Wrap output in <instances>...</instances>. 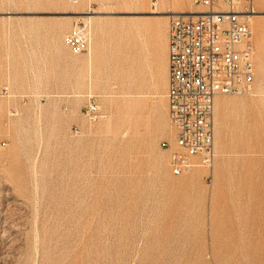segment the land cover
<instances>
[{"label":"rangeland","instance_id":"obj_1","mask_svg":"<svg viewBox=\"0 0 264 264\" xmlns=\"http://www.w3.org/2000/svg\"><path fill=\"white\" fill-rule=\"evenodd\" d=\"M255 7L253 92L220 95L212 166L178 174L162 145L175 132L167 15L202 5L0 0V264H264ZM78 24L90 43L74 53Z\"/></svg>","mask_w":264,"mask_h":264},{"label":"built area","instance_id":"obj_2","mask_svg":"<svg viewBox=\"0 0 264 264\" xmlns=\"http://www.w3.org/2000/svg\"><path fill=\"white\" fill-rule=\"evenodd\" d=\"M201 13H174L168 25V105L174 127L170 149L175 173L189 171L197 161L211 166L216 153L215 105L220 95L253 92L256 79L255 0H196ZM82 25L65 36L74 53L88 48ZM98 105L89 112L97 116Z\"/></svg>","mask_w":264,"mask_h":264},{"label":"bare ground","instance_id":"obj_3","mask_svg":"<svg viewBox=\"0 0 264 264\" xmlns=\"http://www.w3.org/2000/svg\"><path fill=\"white\" fill-rule=\"evenodd\" d=\"M260 1H264V0H260ZM87 12H88V11H87ZM155 12H158V11H155ZM187 12H188V11H171V12H169V14H168L167 16L170 17V16L173 15L174 13H187ZM201 12H204L203 9H200L199 11H193V13H196V14H197V13H201ZM259 12H261V11L257 10L256 13L253 14V15L251 16V18L256 17V15H257ZM85 17L91 18L92 16L89 15V16H85ZM251 20H252V19H251ZM78 25H79V24H78ZM74 27H75V26H74ZM74 27H73V28H74ZM73 28H72V29H73ZM72 29H71V30H72ZM71 30H70V31H71ZM70 31H69V32H70ZM69 32H68V33H69ZM68 33H67V34H68ZM67 34H66V35H67ZM87 37H88V36H87ZM64 39H65V38H64ZM88 40H89V37H88ZM89 43H90V41H89ZM88 47H89V45H88ZM87 49H88V48H87ZM87 49H86V50H87ZM83 52H84V51H83ZM168 59H169V58H168ZM219 97H220V96L217 97L216 104H218V103L220 102V98H219ZM215 108H216V105H215ZM215 110H216V109H215ZM214 121H215V119H214ZM172 141H173V140H172ZM215 155H216V153H215ZM214 159H215V157H214ZM211 166H212V165H211Z\"/></svg>","mask_w":264,"mask_h":264},{"label":"crops","instance_id":"obj_4","mask_svg":"<svg viewBox=\"0 0 264 264\" xmlns=\"http://www.w3.org/2000/svg\"><path fill=\"white\" fill-rule=\"evenodd\" d=\"M168 62H169V59H168Z\"/></svg>","mask_w":264,"mask_h":264}]
</instances>
